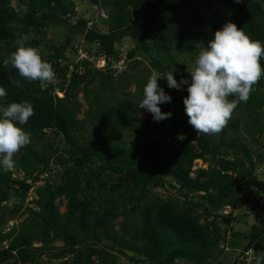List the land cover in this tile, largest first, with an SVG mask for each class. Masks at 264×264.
I'll return each mask as SVG.
<instances>
[{"label":"trees","instance_id":"16d2710c","mask_svg":"<svg viewBox=\"0 0 264 264\" xmlns=\"http://www.w3.org/2000/svg\"><path fill=\"white\" fill-rule=\"evenodd\" d=\"M86 1L95 19L0 0V264H264V0ZM196 57L228 71L196 96L244 121L198 129L180 89ZM228 208L253 222L234 231Z\"/></svg>","mask_w":264,"mask_h":264},{"label":"rangeland","instance_id":"374dc122","mask_svg":"<svg viewBox=\"0 0 264 264\" xmlns=\"http://www.w3.org/2000/svg\"><path fill=\"white\" fill-rule=\"evenodd\" d=\"M73 1L76 6V15H77L76 18L82 19L83 17L87 16L91 19H95V17H97L96 12H95V7L90 5L86 0H73ZM74 21H75V18L73 17V19L71 20V23H73ZM48 32L49 34H51V37H53V39H55L57 42H60V43L64 42L65 29L61 27H54V28L52 27L49 29ZM82 33H83V30H80L79 34L75 33L73 36L74 38L72 42L70 43V45L64 46V49L66 50V54L70 56L72 60L74 59L75 62L78 61L79 59H82L84 55L81 52H78V53L73 52L70 46L75 45V44L79 45L82 43L83 41L81 37ZM132 47H133L132 40L129 38H126L122 40V42L117 46V49H118V52L121 54V57L124 58L128 50L131 49ZM38 53L39 51L37 52V54ZM92 59L90 58V60ZM204 60L205 59L203 57L201 58L196 57L194 60H187V62L184 64V68L182 69L185 74V78L183 81L185 83L180 84V89H182L183 87L188 88V103H189V106L191 107V110L201 113L200 117H194V122L195 123L198 122V125L201 127L198 129H201V130L205 129L208 131H212L213 129H211V126L213 125V120L215 119V117H219V116L222 117L223 120H225L226 122H229L230 120L236 117H239L244 121V114L242 112L238 110H233L231 108H227V106L225 105H218L214 100L209 99L208 96H206L205 98H203L202 96H196L195 88L197 86H203L205 89H209L211 87L219 88L220 86L217 84V81L219 80L221 81V73L228 72L226 68H221L219 71L213 70L212 72L207 73L206 68H200L201 66L199 65L200 63H203ZM131 62L132 61L128 63H131ZM221 62H219L218 65H220ZM93 65L101 66L102 62L93 63ZM115 67L119 69L125 68L123 65L120 67L115 65ZM209 81H212L213 83L211 84ZM180 82H182V80H180ZM130 90L133 91L134 87H131ZM78 101L82 104V111H84L86 109V106L83 102L81 94L78 96ZM149 105H150V102L145 103V106H149ZM78 117L82 118L83 114L81 113ZM145 117H146L145 115L141 116L142 121L146 119ZM242 126H244V123L242 124ZM245 128L246 126L242 127L241 129V132L243 134H246V131L244 130ZM261 143L264 144V135L261 139ZM205 166L206 165L203 164L201 160H197L194 163V168L205 167ZM257 173L260 175L261 178H264V165H261L258 168ZM50 182H52V180H50ZM154 191L158 193H162L163 195L168 194L158 188L155 189ZM13 200L14 199L10 200V206H12L13 203H20V201L17 202V200L15 201ZM246 209L247 210H244V209L241 210L240 208L226 209L225 213H229L233 220L232 225H233L234 231H242L243 229H245L244 222H248L249 224L253 222L252 221L253 217L248 214L249 208H246ZM59 210L61 213L64 212L65 210L64 205H61ZM24 217H25V214L19 217L15 216L14 218L11 216L8 218V222L10 223V225L18 224L22 219H24ZM120 220L121 219H118L117 222H119ZM116 228H118V225H116ZM55 245L60 246L61 243L58 242ZM228 250H229L228 248L225 249V251H228ZM239 251L240 250H237L236 252L231 251V253L227 257L229 263H231L236 258ZM245 257L248 259H251L249 256H245ZM246 258H242L241 256H239V259L244 262L245 260L243 259H246ZM41 260L46 261L47 256L46 255L42 256Z\"/></svg>","mask_w":264,"mask_h":264},{"label":"built area","instance_id":"2783aa9c","mask_svg":"<svg viewBox=\"0 0 264 264\" xmlns=\"http://www.w3.org/2000/svg\"><path fill=\"white\" fill-rule=\"evenodd\" d=\"M242 258H243V257H242ZM243 260H245V262H247V264H250L249 261H250L251 259L246 258V259H243Z\"/></svg>","mask_w":264,"mask_h":264},{"label":"clouds","instance_id":"9594fccd","mask_svg":"<svg viewBox=\"0 0 264 264\" xmlns=\"http://www.w3.org/2000/svg\"><path fill=\"white\" fill-rule=\"evenodd\" d=\"M241 257H243V256H241ZM244 258V257H243ZM251 258V257H250Z\"/></svg>","mask_w":264,"mask_h":264}]
</instances>
